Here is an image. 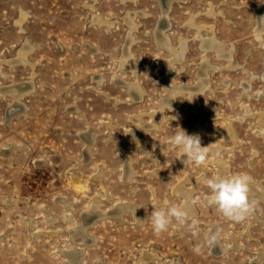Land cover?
I'll return each mask as SVG.
<instances>
[{"label":"rangeland","instance_id":"374dc122","mask_svg":"<svg viewBox=\"0 0 264 264\" xmlns=\"http://www.w3.org/2000/svg\"><path fill=\"white\" fill-rule=\"evenodd\" d=\"M263 4L264 0L173 1L165 34L173 47L180 46L181 39L188 47L182 60L172 63L176 70L171 76L166 64L173 55L155 38L162 18L159 0H0V86L32 83L21 98L23 110L10 122L6 111L14 98L0 95V264H73L65 253L76 245L83 249L80 264H264V191L253 205L254 214L233 222L207 205L205 184L186 180L218 174L211 148L219 145L230 175L247 173L255 189L264 187V133L258 131L256 115L263 113L264 120V98L253 96L264 88V48L252 39L256 11ZM22 12L26 17L19 25ZM127 14L137 22L134 30L125 21ZM93 15L112 25L94 24ZM192 16L202 27L199 32L188 24ZM212 32L228 50L233 47L234 69L215 51H202L198 34L209 38ZM129 35L130 67L123 70ZM25 42L33 45L28 61L9 63ZM204 55L216 67L208 77L210 89L192 94L193 105L204 108L187 103L186 91L173 96L176 105H163V79L169 76L174 86H195ZM116 78L142 88V98L134 101ZM246 82L252 96L245 93ZM246 104L255 115L244 116ZM211 105L213 109L206 108ZM153 121L159 122V130L140 129L138 138H129L134 126ZM202 121L206 124L199 132L201 146L209 148L204 165H182L179 150L160 152L158 140L180 128L192 135ZM229 122L236 142L221 133ZM89 129L94 131L91 158L82 135ZM12 146L16 148L10 150ZM127 158L132 175L125 181ZM181 183L192 189L195 213L184 225L173 221L156 235L146 219L154 205L183 207V196L174 191ZM124 201L137 207L146 221L137 223L131 211L123 214L122 222L99 219L85 231L96 240L86 246L81 236L71 235L94 204L108 211ZM212 229L226 247L220 255L208 240ZM145 253L154 257L146 259Z\"/></svg>","mask_w":264,"mask_h":264},{"label":"bare ground","instance_id":"6f19581e","mask_svg":"<svg viewBox=\"0 0 264 264\" xmlns=\"http://www.w3.org/2000/svg\"><path fill=\"white\" fill-rule=\"evenodd\" d=\"M121 1H125V0H121ZM160 3H161V6H162V18L160 20V22L158 23L157 27H156V30H155V38H156V41L158 44H160L161 46L163 47H166L168 50H170V52L172 53L173 55V58L171 59V61H167V64H166V69H168V75H171L174 73V71L176 69L172 68V63L175 62V61H181L183 56H184V53L185 51L187 50L186 48L188 47L187 44H186V40L184 39H181L180 40V46L178 47H173L172 45L169 44V40H168V36H166L165 34V29L168 27V21H167V17H168V12H169V9L173 3V1H185V0H159ZM91 7V6H89ZM257 21H259V18L260 17H263L264 15V4L261 5L258 9H257ZM136 13V12H135ZM139 13L140 15L142 16H145L146 13H143V12H137ZM26 14L24 12L21 13V17L20 19L17 21V24L20 25V23L25 19V16ZM210 15L214 16L215 15V12L214 10L213 11H210ZM169 18V17H168ZM125 21L127 22L128 26H129V29L130 30H134V28L136 27V23L134 21V16L132 15H126L125 17ZM92 22L94 24H98V25H107V26H111L112 23L104 20V18H102L101 16H98V15H93V18H92ZM170 23V22H169ZM189 25L191 26H194V28L196 27L198 29V32L199 30L202 28L201 26L197 25L195 23V20H194V16H192L191 20L188 22ZM190 26V27H191ZM212 29V28H211ZM24 30V29H23ZM22 31V30H21ZM197 32V33H198ZM132 34V33H131ZM212 36L207 38V37H203L201 33L198 34V38L200 40V44H201V49L203 52H207L208 50H213L215 51L216 53H218L219 56L223 57L227 63H228V66L229 67H234L232 65V59H233V47L231 49H227L225 47V43L223 41H221L220 39H218L216 37V35H214V32H212ZM133 35V34H132ZM133 37V36H132ZM170 38V37H169ZM132 41V38H131V35L128 36L127 38V41H126V46L124 48V51H123V56H122V60H121V68H124L123 70H125L126 67H128L129 65L126 63V58L127 56H129V50H128V46L130 44V42ZM171 42V41H170ZM90 44V43H89ZM93 46V45H92ZM94 47V46H93ZM33 49V45L28 43V42H25L21 49L19 50L18 52V57L17 59L15 60H11L9 61V63H16V62H26L28 61V59L26 60V55L27 53L31 52ZM93 51H96V47L95 48H91ZM99 49V48H98ZM131 51V49H130ZM29 57V56H28ZM235 57V56H234ZM203 65L198 73V83L195 85V86H192V87H181V86H174L173 84H171V82L169 81V76L165 77V79H163L162 83L165 87V90H166V95L163 97L162 99V103L163 105H167L169 107L173 106L175 103L174 99H173V96L176 95V94H180L182 91H186V93L188 94L187 96V103L193 105V102H192V94L193 93H203V91L209 87V81H208V77H210L209 75L212 74V72L216 69V67L213 66V64H210L209 61L206 59V55L203 56ZM209 58V57H207ZM6 61V60H5ZM30 62V61H29ZM129 62V61H128ZM137 65V63H135ZM12 65V64H11ZM165 65V64H164ZM32 66V65H30ZM33 67V66H32ZM130 67V66H129ZM136 68V67H135ZM231 68V69H232ZM235 68V67H234ZM233 68V69H234ZM130 70V68H128ZM127 70V69H126ZM134 70V69H133ZM138 70V68H137ZM32 71V70H31ZM136 71V70H135ZM138 72V71H137ZM175 74V73H174ZM31 75V74H30ZM118 76V75H117ZM102 77V75H101ZM121 77V76H120ZM261 78L264 82V70L261 74ZM28 79V78H27ZM98 79V78H97ZM210 79V78H209ZM29 80V79H28ZM96 80V79H95ZM103 80V78H102ZM125 80V79H124ZM33 81V80H32ZM97 81V80H96ZM250 81V80H249ZM11 82V81H10ZM34 82V81H33ZM116 82L120 83L121 85L123 84L124 86L126 85V87H128L129 91H130V95L132 97V99H134V101L142 98V91L141 89L136 85V84H130V83H126L124 82L122 79H119V78H116ZM248 82V81H247ZM243 85V88L245 90V93L247 95H251L248 88H249V83H247ZM100 83V82H99ZM161 83V84H162ZM34 84V83H33ZM139 84V83H138ZM171 84V85H170ZM229 85V84H228ZM186 86V85H185ZM211 86V85H210ZM252 88V87H251ZM32 89V83L31 81H28V82H21V83H12L9 84V85H6V86H0V95L2 96L3 93H6V94H10L12 95V97L14 98V102L10 105H8V109L6 111V119L7 121L10 122V119L16 115L17 113L19 114L20 111L23 110V105L21 102V98L24 94H28V92ZM210 89V88H208ZM251 90V89H250ZM144 91V90H143ZM145 92V91H144ZM129 93V92H128ZM244 93V94H245ZM32 94V93H31ZM185 95V94H184ZM246 95V96H247ZM252 96V95H251ZM253 96H262L264 98V88L262 90H259L257 93H254ZM249 97V96H248ZM26 98V97H25ZM162 98V97H161ZM131 99V100H132ZM24 100V99H23ZM139 101V100H138ZM177 102V101H176ZM176 105V104H175ZM243 105V104H242ZM195 109H202L204 108V106L202 105H193ZM77 107V106H76ZM163 107V106H162ZM79 108V107H78ZM208 109H213V106H209V107H206ZM75 109V108H74ZM244 109H245V115H255V113H253L249 107L246 105H244ZM78 110V109H77ZM76 110V111H77ZM162 110V109H161ZM196 110V111H197ZM81 110H79L80 112ZM216 111V110H215ZM82 112V111H81ZM83 114V113H82ZM262 114L263 113H257L256 115L258 116L259 120L258 121V131L260 133H264V120L262 119ZM140 116V115H139ZM179 116H183L182 113H179ZM244 116H242L240 119H243ZM160 117L163 118V115L160 114ZM185 117V116H184ZM165 118V117H164ZM168 118V117H167ZM142 119V117H141ZM228 122V121H227ZM205 123V121H202L201 125L199 126V128L195 131L194 134H197L199 135V132L201 130V127L203 126V124ZM157 124L158 126L159 125V122H151L149 124H144L142 122H140V125H145V129L147 130L148 128L150 129V127L152 128H157ZM206 124V123H205ZM111 125V124H110ZM109 126V124H108ZM114 126V125H113ZM138 126V127H139ZM206 126V125H205ZM110 127V126H109ZM136 126H134L128 133V136L129 138H133V136L137 137L139 136V132H140V129L141 128H138ZM151 128V129H152ZM93 129V128H91ZM89 129V131L83 133L82 135L85 137V141L87 143V146H86V156L89 157L91 155V144L93 142V139H94V131ZM111 129V128H110ZM144 129V130H145ZM96 131V130H95ZM112 131V130H111ZM233 127H231L230 125V122L229 123H226L225 126L222 127V130H221V133L223 134V136L226 138V139H233V141H235V135L234 133L236 132H233ZM141 133V132H140ZM214 135V134H213ZM83 137V138H84ZM141 137V136H140ZM215 137V136H213ZM143 138V137H142ZM145 139V138H144ZM96 140V139H95ZM139 140V139H138ZM158 142V141H157ZM218 142V141H217ZM236 142V141H235ZM221 144V143H219ZM15 145V144H14ZM220 147L219 145L217 146H214L211 148V154L213 155L214 157V162L217 166V170H218V174L221 175V176H224V175H230L229 173V166L227 162H225L221 157H220V154H219V150H220ZM10 148V147H9ZM16 148L15 146H12L10 150ZM157 148V147H156ZM21 149V148H20ZM158 150V149H157ZM5 152V151H4ZM94 152V151H93ZM161 152V150H160ZM160 152H158L160 154ZM157 153V154H158ZM10 154V153H9ZM8 155V154H7ZM149 155V153H148ZM162 155V154H161ZM126 156V155H125ZM131 157V153L129 155ZM128 156V157H129ZM150 156V155H149ZM54 157V156H53ZM152 157V156H151ZM56 158V157H55ZM85 158V157H84ZM91 158V156H90ZM160 158V157H159ZM57 159V158H56ZM87 159V158H86ZM153 159V158H152ZM184 159H186V157L182 156L181 157V163L182 165H184V163L182 162ZM90 160V159H89ZM89 160H86V161H89ZM84 161V160H83ZM130 159L127 158V161H126V165H125V170H124V178L125 181L126 179L129 178V176L132 175V173L130 172V169L131 167L129 168V165H130ZM161 162V161H160ZM87 163V162H86ZM183 167V166H182ZM101 170V169H100ZM157 170V169H156ZM103 171V169H102ZM133 171V170H132ZM184 171H185V168H184ZM76 172V171H75ZM75 172H72V175L73 177H76L77 176V173ZM154 173V172H153ZM156 173V172H155ZM79 174V173H78ZM131 174V175H130ZM101 175L102 173H98L95 175V179L99 181V178H101ZM94 177V176H93ZM189 177V176H188ZM79 178V177H78ZM131 178V177H130ZM192 178V177H191ZM201 178H198V179H190V178H187L186 180H189L191 183H194L195 181L197 180H200ZM77 180V179H76ZM130 180V179H128ZM127 180V182H128ZM78 181V180H77ZM103 181V180H102ZM101 181V182H102ZM100 183V182H98ZM103 184V183H102ZM264 188V187H263ZM263 188L260 186L259 189H255L254 188V180L252 179V182L250 183L249 185V193H248V198H249V202L250 204L252 205V211L250 214H254L253 212V205L254 203L259 200V199H262L263 198ZM194 189V188H193ZM174 191L176 192V194H180V196L182 195L183 198H184V205H183V208L184 210L187 212L188 216H191L192 214L195 213L194 211V208H193V204H192V197H191V191L192 189H187L184 187L183 183L179 184L175 189ZM194 191V190H193ZM156 193L154 192V195ZM175 194V193H174ZM108 197V196H107ZM106 197V198H107ZM97 198V197H96ZM99 198V197H98ZM109 198V197H108ZM95 199V197H94ZM101 200V199H100ZM95 202L97 203V200H95ZM137 208V207H136ZM135 207H133L132 205H130V203H127V202H118L116 204L113 205V207L111 209H109L108 211H100L99 209H97L95 207V204L91 207V209L89 210L88 212V215L86 217H84L83 219V223L74 228L73 230H71V235L74 236V235H79L82 237L83 239V246H86V245H90L91 243H95L94 241H96L94 238H90L87 234H86V229L87 227L93 225L94 223H96L99 219H110L112 221H116V222H122L124 221L123 220V214L127 211H131L132 213L135 214L136 216V219H137V223H142L143 221L145 222V216H142L141 213H139L137 211ZM55 216V215H54ZM256 216V215H255ZM253 216V217H255ZM257 217V216H256ZM55 218V217H54ZM31 220V219H30ZM50 220H51V217H50ZM142 220V221H141ZM256 220H259L256 218ZM54 221H57V220H54ZM69 221V219H68ZM259 222V221H258ZM31 223V222H30ZM262 224H264V221H261ZM51 224V223H50ZM52 225V224H51ZM89 233V232H88ZM52 234V233H51ZM215 229H212L211 232L209 233V236H208V240L210 241V244L212 245V250L213 252L216 254V255H220L222 254L225 250H226V247L219 241V239L217 238V236L215 235ZM47 235V233H46ZM232 241H233V244L236 246V243H235V238L233 237L232 238ZM77 246V245H76ZM75 246V248L70 251V252H66V256L67 258H69L70 261H72L73 264H80L81 262V259H82V252H83V249L79 250L77 249ZM238 246V245H237ZM238 248V247H236ZM144 257L146 259H151L154 257V255H148V254H144ZM178 263V262H177ZM177 263H174V264H177Z\"/></svg>","mask_w":264,"mask_h":264},{"label":"clouds","instance_id":"9594fccd","mask_svg":"<svg viewBox=\"0 0 264 264\" xmlns=\"http://www.w3.org/2000/svg\"><path fill=\"white\" fill-rule=\"evenodd\" d=\"M252 39L257 47L264 48V17H260L259 21L256 20V25L252 31ZM138 128L144 130L145 125H141ZM157 130H159L158 124ZM133 139L135 140V136H133ZM158 141L162 145L161 151L163 155L169 150H179L180 157H186L182 161L185 165L202 166L209 155V148L208 146H201L199 135H189L181 128L173 135L165 137L163 141ZM200 182L205 184L209 190L205 196L207 205L214 207L228 220L243 222L251 213L252 205L249 202L248 193L252 177L249 174L235 173L224 176L217 174L212 177H201ZM196 202L193 201V203ZM187 219L188 214L183 207L164 202L160 205H154L153 211L146 220L151 223L153 232L156 235H160L168 230L173 221L178 226H182ZM193 251L199 254L200 248L195 247Z\"/></svg>","mask_w":264,"mask_h":264}]
</instances>
